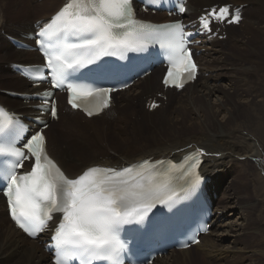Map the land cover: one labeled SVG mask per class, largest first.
Here are the masks:
<instances>
[{
  "label": "snow or ice",
  "instance_id": "6c2138e0",
  "mask_svg": "<svg viewBox=\"0 0 264 264\" xmlns=\"http://www.w3.org/2000/svg\"><path fill=\"white\" fill-rule=\"evenodd\" d=\"M180 12L184 11L181 6ZM229 9H215L208 15L223 21ZM239 15L229 23H238ZM201 27L209 29V21L201 18ZM160 30L137 22L133 17L131 0H69L53 17L49 27L36 33V44L44 55L46 75L53 88L67 89L68 103L73 109H81L86 115L99 114L109 106V94L114 87L80 82V69L96 65L102 57H126L128 52L146 51L148 43L156 40L168 58V71L163 83L183 88L195 78L196 65L187 48L189 43L183 26L175 24L164 30V39H158ZM91 71V69H89ZM36 80L44 75L37 68ZM83 102V103H81ZM156 107V105H153ZM56 109L51 115L56 116ZM16 127L13 118L0 111V136ZM19 136L10 144L0 143V157H7L0 166V189L7 198L12 220L30 237L44 231L54 214H62L51 239L55 248L54 264H122L126 245L120 239L123 225L141 224L159 204L173 208L181 199L180 193L194 192L201 177L194 175L199 160L192 156L180 176H173L171 168L144 161L122 169L93 167L75 179H69L48 157L45 137L37 132L22 143L34 160L31 171L17 175L16 169L29 159L21 147ZM192 176L177 190L176 183ZM206 230V229H201ZM192 238L189 243H198ZM147 264V262H145Z\"/></svg>",
  "mask_w": 264,
  "mask_h": 264
},
{
  "label": "bare ground",
  "instance_id": "6f19581e",
  "mask_svg": "<svg viewBox=\"0 0 264 264\" xmlns=\"http://www.w3.org/2000/svg\"><path fill=\"white\" fill-rule=\"evenodd\" d=\"M18 1L19 0H0V7L3 9L8 8V6H10L9 2H11V5L19 7L17 10H19V13L21 14L22 9L20 5L22 4ZM29 1L31 4L27 5L28 12L35 13V10L43 12L37 17V19L28 22V17H23L20 21H15L16 19H20L23 15L18 14L16 10L13 11L12 15L9 17H12L11 20L14 18L16 19L14 20L15 22H10L13 23L10 29L17 33V37L13 36V38L18 41H22L21 36L34 33L35 28L33 27L38 21L43 20L40 26H44L61 6L69 2V0H60L58 6L55 7L53 4L54 0H43L42 3H38L41 0H28V2ZM216 4L219 6L231 5L233 9L241 7L242 10L246 11L248 14L260 12L258 16L241 26L242 28H246L244 32L246 38H248V35H252L249 41L256 39L257 42L261 43L259 45L255 44V42L251 45L248 43L243 47L241 41L245 40V38L235 37L227 41V49L222 48V46L217 47L218 44L216 45L217 48L215 49L214 47L213 49L209 48L211 43H216L217 39L220 40L219 38H215L216 40L212 39L211 41L202 40L203 42L198 47V50L205 49L204 51H206V55H204V58H198V61H201V64L199 63L198 65L197 57L191 56L193 63L196 66H199L198 71L200 79H197V83L195 82L194 86L190 87L189 85L188 91L185 89L187 86L183 88L185 90L182 89L178 92L175 90L163 91L160 84L163 74L161 71L160 76L157 77L160 78L158 85L156 83V78L151 76L152 72L145 78L141 79L143 82L139 79L135 89L132 90L133 86H131L128 89L117 92L116 94L118 96H115L118 98L123 94H126L125 98L129 99L130 97H139L144 94L146 95L144 96V107L146 112L143 116L145 115L150 118L153 112H156L158 108H162L164 112L161 113V116L159 117H164L166 111L170 108V113L167 114H169L168 119L172 126H184L181 129L185 130L188 128L192 130L197 129L196 132L181 139L175 137L158 144L155 143V146L131 155H129L130 153L122 155V153L116 152L114 156H110L106 151H103L105 154L98 157V159L88 160L82 158V156L78 155L75 151L72 152L71 149H67L57 154V149H55L54 145L55 141H53V143L50 141V147L48 148L46 138L48 156L69 179H75L86 169L93 167L113 168L119 170L140 161H149L153 164L157 161H163L162 167L171 168L169 165L173 163L179 164L183 159L184 161L189 160L190 157H187L188 153H197L200 156L201 164L197 171L201 177L207 180L205 184V192L214 205V216L211 219V228L207 234H200L198 236L199 242L194 246H191L186 250H171L166 255H162V257L155 259L152 264H193L191 253L194 251H197L195 253L200 258V260L198 259L196 262L201 264H263V261L260 260L262 257L260 256V259L259 257L252 259V261L257 260L256 262L244 263L243 255L245 252L241 248V233L248 225L246 219L247 214L244 211L245 209H243L240 199H237L236 197L239 195L234 196L232 194L233 192L231 193V188L233 187L235 180H238L235 175L239 168H241V170L253 169L252 175L253 177L256 176L255 181L258 186L264 185V0H228L227 2L187 0L185 6L186 11L184 14V18L186 19L185 22L192 21L198 18L201 14H205V8H210ZM40 5L43 6L39 7ZM198 5L202 7H197ZM19 15L20 17H18ZM159 15L160 14L157 16ZM260 16H262L260 18L262 19L261 21L258 19ZM6 24L7 21L0 18V29H3L2 25ZM227 28L234 31L237 28V25L228 26ZM213 31L217 32L218 30L215 27ZM260 36H262V38ZM8 44L13 53L6 73V75H9V78L6 77L7 79H4L1 84L6 85L7 87H15L18 90L13 91L9 88H3L0 92L5 97L11 99V97L5 94L7 91L17 94H34L40 91L41 89L32 88L31 83L10 71L12 64L23 66L41 64L42 61L37 53L17 50L11 46L10 42ZM228 50L229 53L225 56V53ZM213 57L216 58L214 59ZM3 61V55L0 52V65L3 64ZM2 67L0 70H2ZM207 73L208 75L205 77L204 75ZM221 79L226 80L225 86L217 87L216 85H219L218 81H222ZM28 85H30L31 88ZM176 93H180V96L185 95V100L178 99L174 102L173 97ZM190 94H192V96H189ZM4 96H0V99H4ZM58 96L61 98L59 99V102L62 101L63 106L61 108L63 109L66 105L65 96ZM165 96H168L167 105H164L165 102L163 101ZM213 99L215 101L210 102ZM195 100L204 104V110L201 106L197 107ZM113 101L114 107L110 106L105 113H102L97 117L100 118L105 114L110 115V112H112L111 117L114 120L113 122L112 120L107 122V128L113 126L112 133H117L118 130L122 132L123 125L118 127L117 122L121 120L125 124V117H117L118 115L116 116V113H113L114 108H116V102L115 100ZM153 102L159 103L160 106L155 110L150 111L149 106ZM32 105H36V103L27 104L22 101L20 104L16 105L14 112L16 114H23L27 117H35L37 116V111L32 108ZM120 108L121 110L126 109L125 107ZM120 108H118L119 113ZM66 110L69 118H78L79 116H82L80 114L81 112L79 113V111L71 110L68 106ZM209 111L212 115V117L210 116L211 118L205 117L206 114H209ZM237 111L245 113L247 118H249V124L247 127L244 122L240 121V118H237V120L234 119V115L238 113ZM185 113L189 116V122L183 121ZM84 117L82 119L85 120V124L88 127L94 126V122L99 120L96 117L90 119ZM61 118L64 120L63 116H61ZM43 119L48 121L49 124L55 122L54 120L49 119L48 115L44 116ZM58 119H60L59 109ZM166 120L167 119L165 118L164 122H166ZM69 121L70 120H64L63 125H61V128L64 129L61 131V137L65 142L70 141L67 139L71 138L69 135L70 129L73 130L77 136H80L82 129H85V126L80 127L76 122ZM212 121H214L217 126H214ZM32 123L36 124V122ZM207 126L208 128H206ZM103 128L107 129L105 126L100 125L97 128V131H94L95 137H103L102 135L104 134L100 133ZM77 129H79V131H77ZM115 129L117 130L115 131ZM95 137L88 138V140L97 139ZM123 140L124 143L127 142L125 138H123ZM75 143L85 147L87 141H76ZM181 169L182 168L178 166L176 169H172L171 174L178 177L182 172ZM228 170L230 171V174L228 176H223V172ZM25 171H27V169ZM186 180H188V177H183L178 184L184 185ZM222 185L226 187V191H222ZM263 189L264 187L262 190ZM263 193L264 192L260 191V194ZM263 197L261 200H263ZM247 209L248 208H246V210ZM232 216L233 218L230 219ZM59 219L60 217L57 218V216H55L54 222H52V228ZM39 240H41V238L36 240L29 239L19 230L14 228L13 224L7 217L5 201L0 197V264H52L50 260L51 256L47 254L40 245H38ZM256 252H258V250L249 251L247 257L255 255ZM261 252V256L264 257V251ZM175 253L176 255H172ZM178 253L180 254V257ZM240 256H242V258H239ZM203 257H205V261L203 260Z\"/></svg>",
  "mask_w": 264,
  "mask_h": 264
},
{
  "label": "rangeland",
  "instance_id": "374dc122",
  "mask_svg": "<svg viewBox=\"0 0 264 264\" xmlns=\"http://www.w3.org/2000/svg\"><path fill=\"white\" fill-rule=\"evenodd\" d=\"M8 1H12V0H8ZM42 1L43 0H41L38 3H42ZM212 1L227 2L228 0H226V1L225 0H223V1L222 0H212ZM18 2L22 4V5H20L21 9H22L21 14L19 13V10H17V9H19V7L11 5L10 4L11 2H9L10 6H8V8L3 9L2 7H0V18L3 19L4 21H7L6 25H2L3 29H0V52L2 53L3 60H4L3 64H2L3 67H2V65H0V68L2 67V70H0V90H2L3 88H9V89H12L13 91L18 90L15 87H11V86L7 87L6 85L1 84L4 79L9 78V75H6V73H7L8 67H9V62L11 61V56L13 55V53L11 52V50L9 48L10 45L8 44L9 40H8L7 36L17 37V33L10 29V27H12V25H13V23H10V22L20 21L23 17H28V22H32L34 19H37V17L39 15H41V13L43 12V11L35 10V13L34 12L30 13V12H28L29 10L27 8V5L31 4L30 1L28 2V0H19ZM59 3H60V0H54L53 1V4L55 7H57ZM216 5H218V4H216ZM42 6L43 5H40L39 7H42ZM197 7H202V6L198 5ZM14 10H16V12L18 14L23 15V16L20 19L14 18L13 20H11L12 17H9V16L12 15ZM259 13L255 12V13L248 14V13H246V11L242 10L243 21L240 23V25H238L234 31L226 28L225 29V38L220 39V40L217 39L216 43H211L209 48L214 49V47H215V49H216L217 47L222 46V48L227 49L228 48L227 41L232 39V38H235V37L245 38V40L241 41V44L243 45V47H245V45L248 43L251 45L254 42H255V44L259 45L261 42H257L256 39L249 41V39L251 38L252 35H248V38H246V36L244 35L246 28H244V27L242 28L244 23H247L251 19L258 16ZM20 15L18 17H20ZM143 17L152 19L150 16H143ZM261 17L262 16H260L258 18L259 21L262 20V19H260ZM42 22H43V20H42ZM18 25H20V24H18ZM260 37L262 38V36H260ZM239 43H240V41H239ZM216 45H217V47H216ZM229 45H230V42H229ZM204 50L205 49H203V52L197 57L198 65H199V63L201 64V61L199 62L198 58L199 59H200V57L204 58L205 57L204 55H206L205 54L206 51H204ZM229 50L225 53L226 54L225 56H227V54L229 53ZM230 53H232V52H230ZM213 58L215 59L216 57H213ZM213 58H211V59H213ZM25 62H29V61H25ZM160 72H161V70L157 69L151 75L152 77L156 78L157 85H158V81L160 79L157 77L160 76ZM207 75H208V73L205 74L204 76L206 77ZM197 79L198 80L200 79V74L197 77ZM197 79L195 81L196 83H197ZM221 80L222 81H218L219 85H216L217 87L225 86L226 80L225 79H221ZM141 81H139V82H141ZM136 84L133 85L132 90L137 87ZM188 86L189 85H187V88H185L186 91H188ZM192 86H194V83L190 84V87H192ZM185 89H183V90H185ZM0 96L2 97L4 95L0 92ZM115 96L117 97L118 95L115 94L113 96V100H115V102H116L115 103L116 108H114L113 113H116V116L118 115L117 117H119V116L125 117V124L121 120L119 122H117L118 127L123 125L122 126V129H123L122 132H120L118 130L117 133H112L113 128H114L113 126L110 128H107L108 125H106L109 120H112V122L114 120L111 117L112 112H110V115L105 114L104 116H102L100 118L96 117L99 119L98 120L99 122L95 121L94 126L88 127L85 124L86 123L85 120L82 119L84 116L80 112L79 113L82 116H79L78 118H69L67 115L68 112L66 110L67 106L65 105L62 109L61 108L63 106L62 101L59 102V99H61V98H59V96H57V99L59 102L58 109L60 112V119H58L54 123L51 122L50 125L48 126V128L44 131V133L47 137L48 148L50 147V141H52L51 143H53V141H55L54 145H55V149H57L56 150L57 154L65 151L67 149H71L72 152L75 151L78 155H81L82 158H85V160L98 159V157H101L103 154H105L103 151H106V153H108L110 156H114L116 154V152L122 153V155L127 154V153H130L129 155H131L133 153H136V152L142 151L144 149H148L149 147L155 146L156 144H158L162 141H167L169 139L171 140V138H175V137H178L180 139L184 138L188 135L193 134L197 130V129L192 130L189 128L186 130L181 129L184 126L181 127L180 125H179V127L172 126L171 122L168 119L169 114H167V113H170L169 112L170 108H168V110L165 113L166 115L164 117H159V116H161V113L164 112V110H162V108H158L156 112H153L151 114L150 118L146 117L145 115L143 116V114L146 112V109L144 107V96H146V95H144V94L140 95L139 97H137V96H134L133 98L130 97L129 99L125 98L126 94H123L122 96L118 97L119 99L116 98ZM189 96H192V94H190ZM165 97H166V99L164 98L163 101L165 102L164 105H167L168 96H165ZM11 99L4 96V99L1 98L0 102L2 105H4V106L8 107L9 109H12L15 111L16 105L20 104L21 101H19L17 99H12V100ZM178 99H180V100L184 99L185 100V95L180 96V93L174 94L173 101L175 102V100L177 101ZM195 101H196L195 104H197V107L201 106V108H203V110H204V108H205L204 104L202 103L203 104V106H202L201 102H198V100H195ZM214 101L215 100L213 99L210 102H214ZM113 107H114V104H113ZM120 107H125L126 109L121 110ZM118 108H120V113L118 112ZM237 112L238 113L234 115V119L237 120V118H240V121L244 122L245 126L247 127L249 124V118H247V115L245 113L240 112V111H237ZM61 116L64 117V120H70L71 122H76V124L80 127L85 126V129H82L80 136L79 135L77 136V134L73 130H71V129L69 130V133H70L69 135L71 138H67V139L70 140L69 141L70 143L65 142L63 140V138L61 137V131L64 130L63 128H61L62 127L61 125H63V122H64V120H62ZM116 116H115V118H116ZM210 116L212 117V115L209 111V114H206L205 117H210ZM84 118H86V117H84ZM165 118L167 119L166 122H164ZM87 119H90V118H87ZM148 120H150V121H148ZM183 121H185V122L190 121L188 114L185 113V117H184ZM212 124H214V126H217V124L214 121H212ZM100 125L105 126L107 129H104V128L101 129L100 133H103L104 135H102L103 137L97 138V137H95L94 131L95 130L97 131V128ZM136 127H138V128H136ZM206 128H208V126ZM116 130L117 129H115V131ZM77 131H79V129H77ZM197 133H199V132H197ZM91 137H95L98 140L97 139H89L88 140V138H91ZM123 138H125V140L127 141L126 143H124ZM76 141H87V144L85 145V147H82V145L76 144L75 143ZM62 144H64V145H62ZM52 147H53V145H52ZM52 154H53V152H52ZM242 170H241V168H239V170H237V172H236L237 174L235 175V177L237 176L238 180H235V182L233 183V187L231 188V193L233 192L232 194L234 196L239 195L236 197H237V199H240V201L243 205V209H245L244 211L247 214L246 219H247L248 225H247V228L241 233V235H242V239H241L242 240V247L241 248L245 252V254L243 255V260H244V263L256 262L257 260L252 261V259H256L260 256L262 258L260 259V257H259V259L261 261H263V264H264V257L261 256V254H262L261 251H264V197H263L264 193L260 194V191L264 192V189L262 190L264 185L258 186V184L255 181L256 176L253 177V175H252L253 169H250V170L244 169L243 171ZM239 171H240V173H239ZM229 174H230L229 170L223 172V176H228ZM241 178L242 179L244 178L245 181H244V179L242 180ZM239 179H240V181H239ZM242 181H243V183H242ZM236 182H238V183H236ZM237 184H239L240 186ZM234 186H236L237 189ZM221 189H222V191H226V187H224V185L221 186ZM236 191H237V193H236ZM262 197H263V200H261ZM246 208H248V209L246 210ZM230 214H233V213H230ZM232 218H233V216L230 217V219H232ZM253 250L254 251L258 250V252H256L255 255H250L247 257V255L249 254V251H253ZM195 252H197V251H194L193 253H191L192 262H193V264H201V263L196 262L198 259L200 260V258L196 255ZM172 255H176V253L172 254ZM172 255H170V256H172ZM178 255L180 257L179 253H178ZM239 258H242V256H240ZM203 260L205 261V257H203Z\"/></svg>",
  "mask_w": 264,
  "mask_h": 264
}]
</instances>
